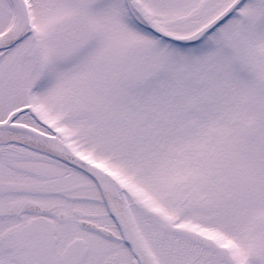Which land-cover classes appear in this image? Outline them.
<instances>
[{
  "label": "snow or ice",
  "instance_id": "obj_1",
  "mask_svg": "<svg viewBox=\"0 0 264 264\" xmlns=\"http://www.w3.org/2000/svg\"><path fill=\"white\" fill-rule=\"evenodd\" d=\"M0 264H264V0H0Z\"/></svg>",
  "mask_w": 264,
  "mask_h": 264
}]
</instances>
